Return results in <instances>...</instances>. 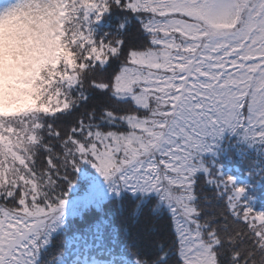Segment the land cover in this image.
<instances>
[{"label": "snow or ice", "instance_id": "1", "mask_svg": "<svg viewBox=\"0 0 264 264\" xmlns=\"http://www.w3.org/2000/svg\"><path fill=\"white\" fill-rule=\"evenodd\" d=\"M260 201L264 0H0V264H264Z\"/></svg>", "mask_w": 264, "mask_h": 264}, {"label": "trees", "instance_id": "2", "mask_svg": "<svg viewBox=\"0 0 264 264\" xmlns=\"http://www.w3.org/2000/svg\"><path fill=\"white\" fill-rule=\"evenodd\" d=\"M229 170L232 171L233 174H236L239 171V165L238 164H231L229 165ZM259 204L264 205V201H260Z\"/></svg>", "mask_w": 264, "mask_h": 264}]
</instances>
